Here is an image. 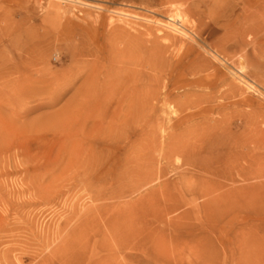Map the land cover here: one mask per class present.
<instances>
[{"label":"rangeland","instance_id":"rangeland-1","mask_svg":"<svg viewBox=\"0 0 264 264\" xmlns=\"http://www.w3.org/2000/svg\"><path fill=\"white\" fill-rule=\"evenodd\" d=\"M234 1V12L226 17L228 7L223 0H0V58H4V73L29 59L17 49L25 44L41 52L38 54L40 57L34 60L41 63L40 67L46 68L43 76L33 74L34 78L46 79L44 83L36 84L35 95L20 99L17 107L4 105L6 122L19 126L33 123L40 127L35 134L19 132V138L37 136V142H27V149L37 160L36 169H43V175L48 171L57 175L60 169H78L69 166L68 152L73 139L66 128H72L70 123L67 125L66 109L71 110L72 107L67 108V105L86 77V74L79 72L81 66L99 60L114 68L112 84L106 87L108 92L103 98V101L107 99L104 101L102 118H91L82 121L83 124H76L78 128L83 126L81 134L92 136L87 147L89 152L91 143L95 147L92 148L95 159L90 169H94L92 177L101 178V181L93 183L96 189L102 188L103 179L111 186L119 173L122 176L138 173L143 176L141 180L146 179L137 183L138 179L135 178L137 184L132 187L135 190L126 198L107 201L121 203L122 210L118 215L121 224L132 225L125 233L132 236L133 243L142 241L141 248L123 252H114L111 244L114 264H190L191 260L196 264L195 258L199 256L208 260L203 264H236L240 259L247 264H264V250L246 244L248 235L242 230L245 214L238 207L232 208L228 204L229 200L242 201L239 193L248 187L253 188L248 189V193L260 190L256 194L264 195V177L244 181L233 168L234 162L238 161L235 154H252L259 157L258 164L263 163L264 84L249 80L256 89L248 90L229 74V83L238 87L235 95L237 98H251L253 111L251 107L242 109L228 105L215 116L218 120L216 124H208L202 118H197L179 125V120L185 115L208 106V103L200 100L205 99L207 94H215V102L218 103L234 100L229 86L210 90L205 89L206 82L202 81L214 74L217 66L227 73L229 70L232 74L237 72L232 65L215 60L205 45L233 44V41L227 40V44L222 41L231 29H221L219 25L223 21L231 24L239 14L243 15L240 10L244 0ZM204 13L219 20H215L203 32L200 41L195 32L200 30V19H204ZM257 31L259 38L264 36V26ZM167 35L169 38L163 39ZM254 39L253 36L245 37L249 43ZM157 40L164 46L162 61L157 69L144 67L141 59L146 57L147 60V51L153 48ZM87 52H93V56L87 55ZM246 52L250 55L249 71L263 76L264 58L257 59L251 46L238 53L234 61ZM192 62L202 67L190 68ZM53 75L66 78L58 79ZM4 92L7 94V89ZM32 106H37V109L26 117L22 116ZM16 110L20 113L19 117L12 115ZM240 110L254 113L246 121L242 117H234ZM207 125L214 129L212 137L221 139L219 144L227 138L232 142L230 146L236 143L233 141L249 136L250 131L258 129L262 132L256 141L260 146L249 144L246 148L236 146L233 150H218L217 166L221 167L216 170L223 176H212L200 169L182 166L177 156L169 161L163 158L164 148L171 136L183 134L194 138ZM47 129L51 131L47 133ZM7 160L8 157L4 156V164H7ZM24 160L27 159L20 157L17 161L11 160L13 165H21L20 168L5 169L7 175L0 185L9 201L15 200L11 193L18 189L24 167H32L31 163H26L31 162L30 159L23 165ZM229 178H234V181ZM164 182L171 183V189L175 182L194 188L205 185L217 202L205 211L203 205L208 202L207 197L195 202L185 197L189 204L163 216L157 204L158 201L163 203V200L155 202L149 198V194L158 191ZM232 191H236L237 195L232 194L231 199L226 201L225 198ZM171 193L176 192L172 189ZM76 204L93 212L98 202H93L87 192L79 193L68 199L67 208L63 202L43 214L32 215L30 222L34 224L33 229L55 227L70 213L68 209ZM2 208L0 205V220L4 218ZM162 216L164 224L160 226L158 220ZM2 225L0 264H39L48 255L49 250L35 260L30 258L38 248L32 233L25 230L15 238L4 239V221ZM157 228H164L165 231L161 234L156 231ZM151 239L160 244L156 252L146 241ZM226 239L229 241L226 242L227 246L222 243ZM200 240L204 241L201 247L198 244ZM216 250L220 252L218 260H215ZM179 258L184 261H178ZM50 263L49 260L46 264Z\"/></svg>","mask_w":264,"mask_h":264},{"label":"bare ground","instance_id":"bare-ground-1","mask_svg":"<svg viewBox=\"0 0 264 264\" xmlns=\"http://www.w3.org/2000/svg\"><path fill=\"white\" fill-rule=\"evenodd\" d=\"M223 2L224 5L228 7L225 15L229 17L234 12L233 6L236 2L234 0H223ZM243 2L244 6L240 10V13H243V15L239 14L231 24L229 21H223L222 24L219 25L221 29H231V32L226 33L225 39L222 41L226 44L228 43L226 42L227 40L230 42L233 41V44H227V46L222 44L219 46V44L204 43L213 53L215 60L224 61L226 64L232 65L237 71L232 74L229 70V73H227L222 71L220 66H217L214 74L208 75V78L206 77L202 80L206 82L205 89L209 88L210 90H215L229 86V91L233 93L234 96L232 97H234V100L218 103L215 102V94H207L205 99L200 100H204V102L208 103V106L201 108L197 112L185 115L179 120V125L189 123L197 118H202L203 121L208 124H210L209 122H214L216 124L218 120L215 116L221 113L228 105L242 109L251 107L252 109L253 102L251 98H237L235 95L236 91H238V87L229 83V74L230 76L233 75L235 80L238 81L239 84L246 86L248 90L256 89L254 84L249 82V80L264 84V75L262 76L258 72L249 71L250 55L248 52H246L245 55H241L237 61H234L238 53L246 51V48L250 46L257 59H259V57L264 58V36L259 38V33L257 31L258 28L261 29L264 26V0H244ZM202 18L204 19H200V30L195 32L196 38L200 41L203 32L206 31L207 28H210L211 25L215 23V20H219L211 14L205 13ZM207 19L208 21H206ZM173 30L177 31L178 29L173 28ZM247 36H253L255 39L249 43L245 40ZM168 38L167 35L166 38L164 37L163 39ZM17 49L23 51L29 59L25 60L20 65L17 64L16 67L14 66V68L8 70L6 73H4V58L2 60L0 58V184L4 176L7 175L5 172L7 167L12 169L20 168L19 166L21 165H13V160L17 161L20 157L27 160L30 159L31 162H26L27 160H24L23 165L25 162L27 164L31 163L32 167H24L22 179L17 187L18 189L14 194L11 193L15 200H7L4 196L5 192H2L0 185V205L3 206L2 210L4 211V218L0 220V227L3 226L2 222L4 221V239L15 238L18 233L29 230L38 247L36 249L37 252L35 251L33 255H30V258L35 260L40 254L49 250L48 255L43 258L39 264H46L49 260L51 261L50 264H114L113 250L114 252H123L129 251L132 248H141L142 241L133 243L131 240L132 236L125 233L132 225L124 226L121 224V217L118 216L119 212L122 210L121 203L107 201H117L126 198L129 193L135 190L132 188L135 184L145 181L146 179L141 180L143 176L138 173H132L129 176H126L127 174L122 176L119 173L116 175L117 177L113 179L114 182L111 186L107 185L108 181L103 179L104 181L102 182L104 185H101L102 188L96 189L93 183L94 181H101V178L99 180L97 176L92 177L94 169H90L95 159L93 153L95 147L93 146L94 144L91 143L90 147L92 146L93 149L91 148L89 152L87 147L89 143L87 144V142L89 140L91 141L92 136L89 134L86 136L85 134H81L83 126L82 128L76 127L77 123L81 124L82 121L85 122L87 119L92 118L99 120L102 118V109L104 108V104H106L104 101L107 99L105 98L103 101V98L104 94L108 92L106 87L112 84L111 79L115 73L114 68L99 60L92 64H84L81 66L79 72L86 74V77L81 87L77 89L76 94L67 105V108L68 106L72 107L71 110L66 109L68 110L66 116V120H68L67 125L70 123L72 126L71 129L68 126L66 128L68 133L71 132V140L73 139L70 152H68L69 166L78 169H60V173L57 175L55 172L51 173L48 171L46 173L44 172L45 174L43 175V169H36L37 160L32 156L33 153L28 152L27 149V142H37V136L32 135L31 137L25 136L22 139L19 138V135L22 134L23 131H27L25 133L32 132L35 134L39 131L40 127H36L33 123L23 126L13 125L11 124L12 122H6L4 119V105L17 107L20 99L24 97L31 98L32 94L35 95L37 93L36 84L44 83V80H46L45 78L33 77V74H38L39 76L46 74V68L40 67L41 63L39 64L34 60L41 52L33 47L28 48L26 44L17 47ZM147 53H145V56L147 54V60H145L146 57L142 58L143 60L141 59V62L144 64L143 66H148L150 69H157L158 63L162 61L164 46L157 40L154 42L153 48L149 52L147 51ZM92 54L93 52H87L89 56H93ZM193 67H197L196 69H198L202 66L192 62L190 68ZM53 76L58 79L66 78L58 75ZM212 78L213 81H210ZM51 86L52 85H48L47 87ZM4 89H7V94L4 92ZM36 109L37 106H32L28 111L23 112L22 116L24 115L26 117ZM253 113L254 112L247 113L240 110L234 117H242L247 121ZM12 115L14 117H19L20 113L16 110L13 111ZM56 125H59V123H56ZM50 129H47V133L52 130ZM55 130H59V128ZM213 130L212 127L207 125L203 132L194 138L186 137L183 134L171 136L164 148L163 158L169 161L170 158L177 156L181 159V162L179 161L178 163H181L182 166H188L191 169H200L203 173L211 174L212 176H223L216 170L221 167L217 166L218 157L216 158V155L218 150H233L236 146L237 148H246L249 144H255L256 147L260 146L256 141H258L260 137L259 133L262 132L258 129L253 132L250 131L251 133L249 136L233 141V143L236 142L233 146H230L232 142L227 138L223 139L219 144L218 142L221 141V139L212 137V133H214ZM19 132L21 133L19 134ZM4 156H7L9 159L7 160V164H4ZM234 157L238 161L234 162L233 168L237 171V176L241 179L247 181L264 177V157L262 158L263 163L261 164L257 162L259 157L257 158L252 154H235ZM135 178L138 179L137 183L134 180ZM229 179L234 181V178ZM172 185V189L176 192L175 194L171 193V183L167 182L162 183L158 187V191L149 194V198L155 202L163 200V203L157 202L158 206L161 207L163 216L176 212L183 205L189 204L185 197H190L193 202L197 201L199 198L207 197L209 200L203 205L205 211L209 210L210 207H214V204L217 202V199L211 197L212 192L208 193L210 189L205 185H198L195 188L194 186L183 185L181 182H175ZM220 189L221 188H219V190ZM248 189L253 190L251 187L241 189L240 192L242 193L239 194L243 197L242 201H228V198L231 199V195L235 194L236 191L230 192L231 194H229V197H226L225 200L228 201L229 206L232 208L238 207V210L245 214L243 220L245 224L242 226V230L248 235L246 244L264 250V195H257L256 193L260 191L258 189V192L254 191L250 194L248 193ZM84 192L90 195V199L93 202H98L93 212L86 207H81L77 204L72 205L67 211L70 213L61 219L55 227L37 230L38 232L33 229L34 224L30 222V217L32 215L43 214L63 202L66 207L68 199ZM104 201H106V203H103ZM128 205H130V203H128ZM163 216L158 220L160 226L164 224ZM232 224L235 225V222H232ZM1 231L2 230H0V233ZM156 231L162 234L165 229L157 228ZM146 241H148V243L150 242L149 245H151L152 250L155 252L158 250L157 248L160 247V244L156 240L154 241L151 239V241ZM227 241L226 239L222 243L227 246ZM203 242L202 240L199 241L198 244L200 247L204 244ZM215 256V260L220 258L219 250H216ZM195 259V263L197 262L198 264L208 262L203 256H199V258ZM178 261L182 262L184 260L179 258ZM232 261L235 260L232 259ZM191 262L190 264H193ZM236 264L247 263L244 259H240L236 261Z\"/></svg>","mask_w":264,"mask_h":264}]
</instances>
